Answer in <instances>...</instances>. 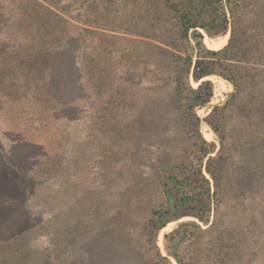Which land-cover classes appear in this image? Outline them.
<instances>
[{
    "label": "rangeland",
    "instance_id": "rangeland-1",
    "mask_svg": "<svg viewBox=\"0 0 264 264\" xmlns=\"http://www.w3.org/2000/svg\"><path fill=\"white\" fill-rule=\"evenodd\" d=\"M165 1L0 0V264H176L164 236L187 221L232 239L216 263L204 238L206 264H264V0H236L226 32L202 40L217 51L233 30L253 42L233 102L221 76L182 77L188 44ZM184 82H208L198 123ZM198 137L213 145L206 157ZM209 157L224 181L218 210L149 236L181 164L213 193Z\"/></svg>",
    "mask_w": 264,
    "mask_h": 264
},
{
    "label": "trees",
    "instance_id": "trees-1",
    "mask_svg": "<svg viewBox=\"0 0 264 264\" xmlns=\"http://www.w3.org/2000/svg\"><path fill=\"white\" fill-rule=\"evenodd\" d=\"M236 0H175L169 3L165 1V9L173 14L178 31L183 34L187 41V50L184 61L183 78H187L191 67L194 79L200 80L207 76L218 75L228 81L233 89L234 95L231 96L232 102L235 100L239 91L238 81H245L249 76L251 68L243 67L248 61V51L246 44L253 45V42L244 39V43L236 41L237 34L232 30L227 44L220 50L213 51L207 49L202 43L204 35L212 38L226 32L228 25L235 19L238 12ZM228 11V12H227ZM255 12H261L256 8ZM259 14V13H258ZM263 16L259 14V17ZM192 40V42L189 41ZM193 57L195 61L193 62ZM250 78V77H249ZM248 78V79H249ZM184 92L181 99L185 105V112L199 122V119L192 114L195 106H201L208 102L211 95L208 82H202L196 89H193L187 82L178 85ZM181 91H179L180 93ZM188 116V118H189ZM190 117V118H191ZM221 121L210 122L209 125L214 131L222 135L220 128ZM197 134V133H196ZM195 147L198 156H208L213 152L212 144H208L198 137ZM196 156V155H195ZM196 156L197 164L202 163V158ZM214 157L208 158L205 168L206 173L213 181V193L208 179L200 176V167L196 165L181 164L177 176L169 175L166 177L162 187L164 204L161 208L153 210L147 223L149 236L154 237L168 223L176 222L181 218H193L201 223L207 224L210 217V205L218 210L223 196V179L219 168L213 165ZM227 230L224 225L218 229V224L212 222L210 227L204 229L197 222H181L173 231L164 236L165 252L176 264H206L205 251L207 243L204 238H210L209 245L219 249L220 253L216 257V263H226L221 255L222 248H231L225 235ZM230 235V234H229ZM225 241V242H223ZM215 244V245H214ZM225 244L224 246H222ZM229 253H225L228 255ZM229 256V255H228ZM162 260H167L162 257ZM220 263V264H221Z\"/></svg>",
    "mask_w": 264,
    "mask_h": 264
}]
</instances>
